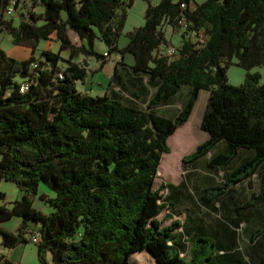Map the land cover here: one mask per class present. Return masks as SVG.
Listing matches in <instances>:
<instances>
[{
  "label": "trees",
  "instance_id": "trees-1",
  "mask_svg": "<svg viewBox=\"0 0 264 264\" xmlns=\"http://www.w3.org/2000/svg\"><path fill=\"white\" fill-rule=\"evenodd\" d=\"M10 1L0 0V33L32 54L17 60L0 47V183H13L23 193L11 208L0 207V224L13 217L22 220L16 232L0 228V247L13 250L33 243V224L39 226L34 244L39 264H50L49 256L51 264H131L134 254L145 251L158 264H201L205 259L227 264L228 254L220 255L213 240L179 235L183 226L178 222L162 226L158 217L172 205L160 194L165 186L155 189V184L161 161L168 158L163 156L171 152L169 138L189 121L200 92L206 91L200 131L208 139L182 165L217 168L222 175L200 200L220 202L230 186L256 175L261 176L260 193L236 212L241 215L264 203V84L258 73H250L264 68V0L148 3L144 25L128 34L123 48L118 40L134 0H27L32 10L42 12H27L17 26L4 17ZM182 18L177 55L168 57L159 51L168 43L162 25L178 27ZM200 31L202 45L193 37ZM71 33L80 46L73 44ZM53 36L59 51H43L35 58L40 42ZM96 40L106 45L103 54L94 50ZM65 51L67 59L61 56ZM113 55L121 61L109 86L140 99L118 71L131 55L132 73L146 78L153 91L148 100L138 105L116 93L90 96L77 89L88 74L75 61L78 56L95 58L97 73ZM232 65L247 72L239 86L228 83ZM23 84L27 90L21 93ZM184 88L187 99L178 113L161 114ZM191 147L185 141L179 153ZM40 184L54 192V197H39L53 209L50 214L34 205ZM252 241L259 247V264H264V221ZM199 242H211L216 253L202 260L205 247L196 250Z\"/></svg>",
  "mask_w": 264,
  "mask_h": 264
},
{
  "label": "crops",
  "instance_id": "crops-1",
  "mask_svg": "<svg viewBox=\"0 0 264 264\" xmlns=\"http://www.w3.org/2000/svg\"><path fill=\"white\" fill-rule=\"evenodd\" d=\"M192 7H194V5H192ZM40 12H42V9ZM173 30L182 32V29L178 27L168 26L164 33L166 41L173 42ZM81 44L82 42L80 41V44H78L77 46H80ZM66 54H68V52H66ZM118 61H121L119 56H115L113 58L114 67ZM133 64V56L126 55L122 60V63L118 65V71L124 81L128 80L127 85L136 94H138L140 99L130 97L126 93L122 92L119 88L111 87L113 92H108L107 87L110 85L111 77L109 78V83L106 84L107 86L102 91L103 95H110L112 93H116L120 96H123L128 101H131L132 103L138 105L143 103L145 99L148 100L150 98L153 91L146 84V78H143L142 76H135L132 73L130 67H132ZM87 80L88 77L86 78L85 83L87 82ZM135 81L137 83H135ZM141 91L145 92V96L142 95ZM202 92L203 91L200 92L199 99L202 95ZM187 94L188 89L184 88L182 92L172 100V105H167L161 108L159 112L161 113V110H165L168 112L170 111L169 108L173 107V105L176 104L177 106L175 109V114L178 113L181 108V105L187 99ZM207 99L208 93L206 96V101ZM195 107L193 109V113ZM173 115L174 114L164 116L172 117ZM191 122L192 115L189 121L185 123L182 127H180L178 130H184L191 124ZM205 135L206 137L201 136L203 138L201 144L206 142L208 139L207 134ZM201 144H199L198 146H200ZM197 147H195L194 151ZM222 148L223 147H221V149ZM183 153L185 154V152ZM183 153L180 152V156L183 155ZM208 159L209 156L205 158V162ZM162 168L163 167H159L158 174L160 173V169ZM236 168L237 165H234L230 167L228 171H234ZM262 169H264V167H262ZM169 170H172V173L176 175L179 171V167H177V169H175L174 167H169L168 171ZM183 170L184 179L181 180L179 183L164 184L165 187L163 189L167 190V195L163 197V199L166 202H169L172 206L170 207V210H165L166 215L163 217V222L158 219L162 222V226L166 227L169 226L172 222H178L183 226V228L178 230L179 235L182 236L181 233H184L188 235L190 239H196V237L201 236L213 240L217 246L221 247L220 255H222L223 252L228 254V256H225L228 261L227 264H236L234 262L235 260H240L244 262V264H259V247L257 243L252 241V238L255 231L263 225L264 203L256 207H250L246 209L241 215L236 212V207L248 204L252 200V197L254 195H258L260 193L261 176L257 177L256 175H254L251 178H248L247 180L236 184L235 186H230L225 191L220 202L214 203L210 198L205 203L200 200L203 193L207 189L211 188L215 184V181L217 182L221 180L222 173H220L217 168L208 169V167H183ZM190 175H195L196 178L187 179V177H189ZM165 217L167 218L165 219ZM195 227L197 229H194ZM30 230L33 232H38L39 226L30 224ZM14 253L15 251L13 250L9 251L8 253L6 252V250H3V256L5 257V259H3L2 264H5V260L12 264Z\"/></svg>",
  "mask_w": 264,
  "mask_h": 264
},
{
  "label": "rangeland",
  "instance_id": "rangeland-1",
  "mask_svg": "<svg viewBox=\"0 0 264 264\" xmlns=\"http://www.w3.org/2000/svg\"><path fill=\"white\" fill-rule=\"evenodd\" d=\"M126 4L130 2V0H122ZM196 4H201L205 0H194ZM161 2V0H134L133 5L131 8H127V20L125 23V27L123 30L122 36L118 40V46L119 48L124 47L128 43V34L133 31L136 28H139L144 25V17H145V12L148 6V3L152 5H158ZM29 11H34L36 13H40L41 9L40 8H35L32 10L30 3L27 2V4L23 5L21 7V11H19V16L15 15L11 18H7L6 20L12 21L15 26H17L20 21L23 19L22 17H25L27 12ZM21 13V14H20ZM168 24L164 23L162 25L161 31L164 34L166 29L168 28ZM183 34L182 32H179L177 30L172 31V37L173 42H168L166 46H162L160 48V52L162 54H166L167 51L172 48V47H178L179 42H180V35ZM179 35V36H177ZM72 42L74 44L78 45L80 44L79 39L77 38L76 35L72 34L70 35ZM0 47L2 50L7 54L8 57L17 59V60H26L28 59L32 52L30 48L23 47V46H13L11 43V37L5 33H0ZM94 50L99 53L103 54V51H107L106 45L101 42L100 40H96L94 44ZM43 51H50L53 53H57L59 51V44L56 42L55 36L50 38L48 41H41L40 45L35 53V58L40 59L41 58V53ZM66 52H62L61 56L65 59L68 58V54ZM115 56L113 55L111 60L107 62V65L103 68L102 71H98L97 73H94L97 70V67L99 68V62L95 60V58H86L84 56H78L75 61L78 62L80 65L86 68L88 74V80L87 82L83 83L78 82L77 83V89L83 93L87 94L90 96H102L103 93L102 91L105 89L107 86L106 84L109 83V78L113 74L114 70V62L113 58ZM236 63V60L233 61ZM251 74L258 73L260 75V83L264 84V68L263 67H258L254 68L253 70L250 71ZM247 72L235 65H232L229 67L227 71V78H228V83L232 86H239L243 83L245 77H246ZM94 76V77H93ZM93 77V78H92ZM108 92H113L111 86L107 87ZM206 96L207 93L206 91L202 92V95L195 107L194 113L192 114V122L191 124L186 127L184 130H177V132L169 138L168 140V146L170 148V154L164 155V157H168L165 159V161L162 164V169H160V173L158 174V178L156 180L155 184V189H158L161 187V185H164L166 183H179L181 180L184 179V170H183V165H182V159L185 156L190 155V153L194 152L195 147H197L199 144L202 143L203 138L206 137V135L200 131L199 126H200V121L202 119L203 112L205 110L206 106ZM176 104L173 105V107L169 108L170 111H165L161 110V114L163 115H170V114H175V109H176ZM202 136V137H201ZM185 141H188L191 143V150L183 153V155L180 156L179 151V145L185 144ZM192 151V152H191ZM163 160V159H162ZM160 164V167H161ZM179 167V171L177 172L176 175L172 173V170L168 171L169 167ZM190 163L187 164V167H191ZM197 167H201L198 165ZM195 179L196 176H189L187 179ZM0 193L3 195V198L0 199V207L4 206L6 208H11V204L15 201L21 200L23 193L16 187L15 184L9 183V182H1L0 183ZM161 196L165 197L167 195V190L162 189L161 191ZM40 195H46L49 197H54V192L51 191L47 186L44 184L39 185L38 189V194L36 196L35 200V207L43 212L44 214H50L53 209L49 206L44 205L41 200L39 199ZM166 215L165 211L159 216L158 219H160L162 222L164 221L163 217ZM167 217H165L166 219ZM22 220L18 217H13L10 221L4 222L0 224V228H2L5 231L8 232H16L17 229L19 228ZM32 233H36V231H32ZM1 241V238H0ZM35 243H29L26 245H21L13 251L15 253L13 254V259H12V264H39L37 260V252H36V247L34 245ZM212 243L209 242L208 245L203 244L202 242H199L196 245V250L201 251L202 247L204 246V251L199 255L201 259H205L207 257H210L213 253L215 252V249L211 245ZM9 251L12 250H6L8 253ZM49 258V263L51 264V256ZM201 260V261H202ZM131 264H156L155 260L150 256L149 253L147 252H142L138 254H134L131 259H130ZM199 263V262H198ZM197 263V264H198ZM210 261L205 259L201 264H209Z\"/></svg>",
  "mask_w": 264,
  "mask_h": 264
},
{
  "label": "built area",
  "instance_id": "built-area-1",
  "mask_svg": "<svg viewBox=\"0 0 264 264\" xmlns=\"http://www.w3.org/2000/svg\"><path fill=\"white\" fill-rule=\"evenodd\" d=\"M25 4H27V0H20V1L11 0L9 5L7 6L6 10H5L4 17L5 18H11L15 15L19 16L18 12L21 11V7ZM181 7H182V9H184L185 5L182 4ZM177 26H178V28H180L182 30L185 28L183 18L181 19V21L178 23ZM193 37H194V42L196 44L202 45L204 43V39H205L204 38V31H200L198 34H194ZM165 55L168 57H175L177 55L176 48L175 47L170 48ZM35 68H36V66H35ZM26 90H27V84H23L21 86V89H20L21 93H24ZM38 239H39V234H38V232H36L32 236V242L37 243ZM2 257H3V249L0 247V264L3 263Z\"/></svg>",
  "mask_w": 264,
  "mask_h": 264
},
{
  "label": "water",
  "instance_id": "water-1",
  "mask_svg": "<svg viewBox=\"0 0 264 264\" xmlns=\"http://www.w3.org/2000/svg\"><path fill=\"white\" fill-rule=\"evenodd\" d=\"M145 252L149 253L150 256L153 258L152 254H151L149 251H145ZM153 259H154V258H153ZM155 262H156V261H155ZM156 264H158V263L156 262Z\"/></svg>",
  "mask_w": 264,
  "mask_h": 264
}]
</instances>
